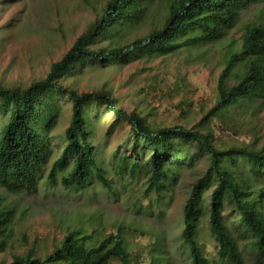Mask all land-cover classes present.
Masks as SVG:
<instances>
[{
	"label": "trees",
	"instance_id": "1",
	"mask_svg": "<svg viewBox=\"0 0 264 264\" xmlns=\"http://www.w3.org/2000/svg\"><path fill=\"white\" fill-rule=\"evenodd\" d=\"M148 1L104 0L98 17L50 65L45 77L25 87L0 85V186L9 192L38 189L52 156L50 133L60 102H67L70 117L63 131L65 143L48 169L46 184L82 190L95 179L109 188L90 139L94 123L89 114L97 117L99 106L104 105L115 122L129 126L133 139L131 152L119 157L120 178L143 176L147 188L159 191L176 181L181 166H192L206 156L204 170L192 182L182 208L181 237L190 264H264V143L257 146L254 138L249 143L216 147L208 125L212 117H234L237 108L254 116L264 102L263 23L246 22L236 47L230 40L216 82L215 102L190 128L151 125L139 112L119 107L108 93L79 92L60 81L87 63L105 65L140 54L167 55L218 43L236 26L241 11L264 0H166L157 25L120 45L117 38L143 22ZM102 39L112 44L98 45ZM207 191V205H203ZM227 208L237 216L236 234L226 223ZM12 214L6 204H0V252L11 237ZM204 215L217 244L214 259L203 253L197 237ZM95 237L96 243L88 246L86 240L93 237L73 227L44 257L30 248L0 264H112L114 260L132 264L119 234Z\"/></svg>",
	"mask_w": 264,
	"mask_h": 264
},
{
	"label": "rangeland",
	"instance_id": "2",
	"mask_svg": "<svg viewBox=\"0 0 264 264\" xmlns=\"http://www.w3.org/2000/svg\"><path fill=\"white\" fill-rule=\"evenodd\" d=\"M147 4L143 22L123 32L117 38L120 45L145 35L160 21L166 0H149ZM103 6L104 0H0V85L25 87L45 77L50 65L98 17ZM249 21L264 24V1L241 11L236 26L218 43L167 55L140 54L105 65L87 63L60 81L79 92L108 93L119 107L139 112L151 125L190 128L213 106L226 47L230 40L234 47L239 45L243 26ZM97 44L105 47L112 42L102 39ZM59 112L50 133L52 156L38 189L9 192L0 186V204L13 211L11 237L5 251L0 252V260L8 263L14 254L30 248L44 257L69 229L79 227L93 237L86 240L88 246L96 243L95 236L119 234L132 264H190L181 237L182 208L192 182L204 170L206 156L192 166H181L176 181L159 191L147 188L143 176L120 178L119 157L131 152L133 139L129 126L115 122L113 114L100 105L97 117L89 114L94 123L90 139L109 188L95 179L82 190H66L59 183L48 186V169L65 143L69 104L60 102ZM234 112L232 118L224 115L209 120L216 147L249 143L254 138L257 146L262 145L264 102L254 116L239 108ZM206 193L203 205H207ZM224 213L228 227L236 230V214L229 208ZM207 218L204 215L201 219L197 237L203 253L214 259L217 244L209 234ZM112 264L121 263L114 260Z\"/></svg>",
	"mask_w": 264,
	"mask_h": 264
}]
</instances>
